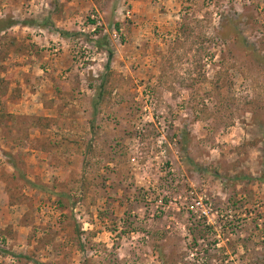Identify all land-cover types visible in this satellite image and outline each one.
<instances>
[{
	"label": "rangeland",
	"instance_id": "obj_1",
	"mask_svg": "<svg viewBox=\"0 0 264 264\" xmlns=\"http://www.w3.org/2000/svg\"><path fill=\"white\" fill-rule=\"evenodd\" d=\"M0 21V264H264V0Z\"/></svg>",
	"mask_w": 264,
	"mask_h": 264
},
{
	"label": "trees",
	"instance_id": "obj_2",
	"mask_svg": "<svg viewBox=\"0 0 264 264\" xmlns=\"http://www.w3.org/2000/svg\"><path fill=\"white\" fill-rule=\"evenodd\" d=\"M1 22V21H0ZM14 23V21H8V22H3L2 24H0V31L4 30V28H7L9 26H11V24ZM59 34H62V32H58ZM64 33V32H63ZM111 55V52L109 50H107V64L108 62L110 61V56ZM37 263V262H36ZM39 264V263H37ZM41 264V263H40Z\"/></svg>",
	"mask_w": 264,
	"mask_h": 264
},
{
	"label": "built area",
	"instance_id": "obj_3",
	"mask_svg": "<svg viewBox=\"0 0 264 264\" xmlns=\"http://www.w3.org/2000/svg\"><path fill=\"white\" fill-rule=\"evenodd\" d=\"M195 205H199L200 207L202 206L200 201H196ZM203 207V206H202ZM202 213H204V215L206 214V209H202Z\"/></svg>",
	"mask_w": 264,
	"mask_h": 264
},
{
	"label": "crops",
	"instance_id": "obj_4",
	"mask_svg": "<svg viewBox=\"0 0 264 264\" xmlns=\"http://www.w3.org/2000/svg\"><path fill=\"white\" fill-rule=\"evenodd\" d=\"M35 37V36H34Z\"/></svg>",
	"mask_w": 264,
	"mask_h": 264
}]
</instances>
